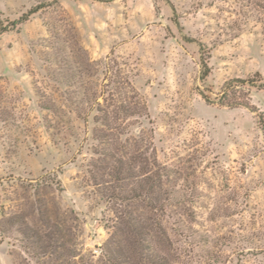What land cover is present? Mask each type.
<instances>
[{
    "label": "rangeland",
    "instance_id": "rangeland-1",
    "mask_svg": "<svg viewBox=\"0 0 264 264\" xmlns=\"http://www.w3.org/2000/svg\"><path fill=\"white\" fill-rule=\"evenodd\" d=\"M255 73L264 0H0V264H264Z\"/></svg>",
    "mask_w": 264,
    "mask_h": 264
},
{
    "label": "trees",
    "instance_id": "trees-1",
    "mask_svg": "<svg viewBox=\"0 0 264 264\" xmlns=\"http://www.w3.org/2000/svg\"><path fill=\"white\" fill-rule=\"evenodd\" d=\"M201 67H202V72H201L200 78L204 80L209 74L208 66L204 59H201ZM233 82H246V81L233 80V81L226 82L222 88V95H221L222 99L219 100V104L224 105V106H235V105L245 106L244 104L238 102L237 98L234 96L237 88L236 86H232ZM247 82L250 84V86H254L257 89L264 88V80L259 73H255V75L251 79H249ZM229 94L232 96L231 97L232 100L231 99L228 100L227 97H229ZM203 98L205 99V101H207L206 97H203Z\"/></svg>",
    "mask_w": 264,
    "mask_h": 264
}]
</instances>
